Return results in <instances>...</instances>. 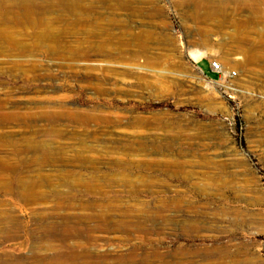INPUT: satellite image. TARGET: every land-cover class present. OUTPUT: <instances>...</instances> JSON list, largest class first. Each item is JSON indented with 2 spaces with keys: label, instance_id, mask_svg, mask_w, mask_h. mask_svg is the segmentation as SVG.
I'll use <instances>...</instances> for the list:
<instances>
[{
  "label": "rangeland",
  "instance_id": "374dc122",
  "mask_svg": "<svg viewBox=\"0 0 264 264\" xmlns=\"http://www.w3.org/2000/svg\"><path fill=\"white\" fill-rule=\"evenodd\" d=\"M55 251L264 264V0H0V264Z\"/></svg>",
  "mask_w": 264,
  "mask_h": 264
},
{
  "label": "bare ground",
  "instance_id": "6f19581e",
  "mask_svg": "<svg viewBox=\"0 0 264 264\" xmlns=\"http://www.w3.org/2000/svg\"><path fill=\"white\" fill-rule=\"evenodd\" d=\"M26 10L28 11L29 7L26 8ZM225 69L228 70L226 67H225ZM227 72L228 71H226V73ZM225 78H229V77L226 75ZM45 231H49V232H41V234H42V236H44V241H46L48 243H46V244L44 243L43 244L44 246L42 248H49L50 250H53V248L55 249V246H51L50 243H49V242H52V241H56L58 243H62L61 245L70 246L69 243L72 242V241L70 242V240L74 239L75 237H77V238L78 237L79 238H85V239H87V241L89 239V234L85 233V232H50V231H52V228H49V227H47ZM48 238H49V240H48ZM89 252H88V254H89ZM155 256H154V258H155ZM155 259H157V258H155ZM31 260H33L34 264H100L101 263V262L99 263V260H98V263H97V262H94V260L89 259L88 255L86 253H83V254H76L74 252L58 253L57 251H55V253L52 256H42V255L34 256V257H32ZM95 261H96V259H95Z\"/></svg>",
  "mask_w": 264,
  "mask_h": 264
},
{
  "label": "built area",
  "instance_id": "2783aa9c",
  "mask_svg": "<svg viewBox=\"0 0 264 264\" xmlns=\"http://www.w3.org/2000/svg\"><path fill=\"white\" fill-rule=\"evenodd\" d=\"M211 72L216 76V77H225L226 75L229 78H236L238 76V71L237 70H226L223 63L220 60H212L209 64ZM228 71L226 73V71Z\"/></svg>",
  "mask_w": 264,
  "mask_h": 264
}]
</instances>
